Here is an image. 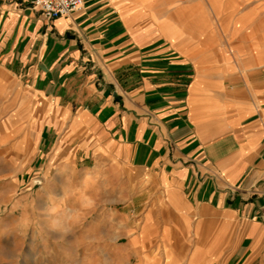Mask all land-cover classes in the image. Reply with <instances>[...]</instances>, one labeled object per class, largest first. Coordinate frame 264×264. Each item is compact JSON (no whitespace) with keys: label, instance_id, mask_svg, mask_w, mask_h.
I'll list each match as a JSON object with an SVG mask.
<instances>
[{"label":"crops","instance_id":"obj_1","mask_svg":"<svg viewBox=\"0 0 264 264\" xmlns=\"http://www.w3.org/2000/svg\"><path fill=\"white\" fill-rule=\"evenodd\" d=\"M33 1L0 0L5 186L40 159L45 193L84 181L89 252L105 264H264L253 0H85L53 19ZM25 252V264L80 257L66 243ZM9 255L0 264H18Z\"/></svg>","mask_w":264,"mask_h":264},{"label":"rangeland","instance_id":"obj_2","mask_svg":"<svg viewBox=\"0 0 264 264\" xmlns=\"http://www.w3.org/2000/svg\"><path fill=\"white\" fill-rule=\"evenodd\" d=\"M253 27L264 29V0H253ZM46 166L47 161L43 159L26 164L20 174L21 183L16 188L5 186L4 177L0 179V252H9L13 256L19 253V257H12L11 261L15 258L18 264H25L27 260H31L25 251L52 246L57 248L66 243V250H71L74 246L79 248L80 257L67 254L62 263L51 257V264H94L95 261L105 264L104 258H95L89 252L93 243L88 239L94 231L89 220L97 211H92L94 205L91 206L92 200L85 193V188L76 189L84 181L80 178L73 180L74 188H68L66 194L62 195L56 190L47 194L42 188ZM5 168L3 166L1 169L3 173ZM48 180L54 186L59 184L57 178L54 180L51 177ZM103 198L105 194L102 193L94 201H102ZM100 228L102 227H98ZM64 235H70L69 241H64L65 243L61 241Z\"/></svg>","mask_w":264,"mask_h":264},{"label":"built area","instance_id":"obj_3","mask_svg":"<svg viewBox=\"0 0 264 264\" xmlns=\"http://www.w3.org/2000/svg\"><path fill=\"white\" fill-rule=\"evenodd\" d=\"M34 5L49 19L82 10L85 0H34Z\"/></svg>","mask_w":264,"mask_h":264},{"label":"bare ground","instance_id":"obj_4","mask_svg":"<svg viewBox=\"0 0 264 264\" xmlns=\"http://www.w3.org/2000/svg\"><path fill=\"white\" fill-rule=\"evenodd\" d=\"M30 249H32V248H30Z\"/></svg>","mask_w":264,"mask_h":264}]
</instances>
